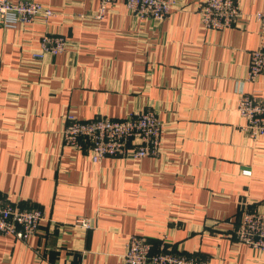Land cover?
I'll list each match as a JSON object with an SVG mask.
<instances>
[{"label": "crops", "instance_id": "crops-1", "mask_svg": "<svg viewBox=\"0 0 264 264\" xmlns=\"http://www.w3.org/2000/svg\"><path fill=\"white\" fill-rule=\"evenodd\" d=\"M34 1L54 15L0 26V203L45 219L26 240L0 232V264H125L133 233L151 253L264 264V251L233 235L244 208H264V135L250 138L236 108L240 93L264 97V72L247 77L264 0H234L242 14L222 30L200 26V0H175L158 21L124 0L100 19L99 0ZM45 33L66 47L36 58ZM143 109L162 125L156 155L92 163L61 140L68 111L122 119ZM82 217L90 228L75 225Z\"/></svg>", "mask_w": 264, "mask_h": 264}, {"label": "built area", "instance_id": "built-area-1", "mask_svg": "<svg viewBox=\"0 0 264 264\" xmlns=\"http://www.w3.org/2000/svg\"><path fill=\"white\" fill-rule=\"evenodd\" d=\"M116 0H99L93 18L100 19L107 6ZM175 0H124L126 8L140 20L158 21L169 14ZM199 23L203 29L222 30L232 24L242 14L234 0H200L196 6ZM54 15L53 10L34 0H0V26L12 28L37 19L46 21ZM253 17L260 29L261 42L249 53L247 77L255 79L264 72V2L255 10ZM66 40L60 35L45 33L40 38V50L33 54L41 58L44 52H61ZM236 108L245 118L248 136L255 139L264 135V97L240 93ZM61 131L64 144L86 150L92 163L105 156H120L130 150L136 159L156 155L161 145L162 125L156 114L143 109L122 119L96 115L83 119L75 112L68 111ZM45 218L38 208L22 209L9 203H0V232L11 234L19 240H26L35 233ZM75 225L90 228L91 219L77 218ZM233 235L248 246L264 251V208H244L234 227ZM125 264H208L193 255L158 251L151 253L149 241L140 233L130 234L125 240V250L120 255Z\"/></svg>", "mask_w": 264, "mask_h": 264}, {"label": "trees", "instance_id": "trees-1", "mask_svg": "<svg viewBox=\"0 0 264 264\" xmlns=\"http://www.w3.org/2000/svg\"><path fill=\"white\" fill-rule=\"evenodd\" d=\"M235 227V226H234ZM148 240V239H147Z\"/></svg>", "mask_w": 264, "mask_h": 264}]
</instances>
